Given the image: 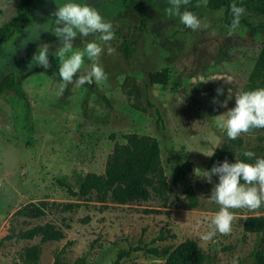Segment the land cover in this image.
Returning a JSON list of instances; mask_svg holds the SVG:
<instances>
[{"label": "rangeland", "instance_id": "obj_1", "mask_svg": "<svg viewBox=\"0 0 264 264\" xmlns=\"http://www.w3.org/2000/svg\"><path fill=\"white\" fill-rule=\"evenodd\" d=\"M87 2L99 7L112 23L111 41H100L98 33L87 38L78 34L72 40L73 48L61 57L63 37L42 31L21 46L29 35L23 28L0 45V59L8 58L0 65V84L11 77L21 85L34 128L33 134L26 131L23 103L15 93L0 92V264H30L24 250L34 245L40 249L35 264H54L58 254L62 264H81L77 262L80 258L83 264H109L119 250L129 246L173 249L186 239L197 241L206 255L203 264H232L234 257L238 264H256V252L264 251V232H245L243 222L246 217H264V204L231 209V232L202 240L201 235L212 230L211 218L219 210L208 198L219 181L213 175V183H208L196 175V169H210L225 159L253 162L254 158L242 155L245 150L264 157L263 128L230 140L216 123L218 115L234 106L235 93L247 84L264 43V16L246 10L240 19L249 26L239 24L233 30L224 25L222 10L209 11L204 2L189 0L183 8L194 12L203 25L194 32L178 16L167 14V0ZM56 7L54 0H33L32 23L53 27L51 13ZM87 40H96L104 48L99 61L106 73L104 80L91 85L72 81L65 87L62 80L47 75L42 65L27 68L44 44L49 48V65L59 66ZM124 41L131 45L129 59L123 52ZM14 42V54L2 48ZM90 66L85 57L77 74H85ZM163 69L166 82L150 84L149 75ZM217 88H223V93L218 94ZM131 134L159 143L168 187L165 200L151 192L146 201L100 204L93 196L67 193L61 183L77 192L86 174L104 172L114 147L125 144ZM222 146L227 148V157L212 159ZM184 162L192 164L185 176L198 198L194 209L188 208L183 188L172 181L175 166ZM40 202L48 204L43 217L32 220L14 215L24 205ZM45 223L61 229L64 238L46 243L39 238L4 239ZM160 232L175 238L156 240ZM164 263V257L137 251L120 264Z\"/></svg>", "mask_w": 264, "mask_h": 264}, {"label": "trees", "instance_id": "obj_2", "mask_svg": "<svg viewBox=\"0 0 264 264\" xmlns=\"http://www.w3.org/2000/svg\"><path fill=\"white\" fill-rule=\"evenodd\" d=\"M204 2L209 11H223V23L226 27H231L233 15L230 6L236 3L251 11L256 15L264 16V0H200ZM33 0H19L16 6L15 15L10 22L0 26V45L8 42L16 33L21 31L29 23L35 21V15L31 10ZM249 26L248 23L240 19V23ZM252 31H255L253 29ZM123 52L126 59L130 58L131 45L129 42L122 43ZM59 66L49 65L44 71L54 79L61 80L58 72ZM79 75L73 77V81L79 80ZM167 72L165 69L154 72L149 75L150 84H164L166 82ZM258 87H264V43L250 73L247 84L243 90H251ZM12 90L23 103V121L27 132L33 134L34 128L31 123V109L28 99L21 85L11 77H8L0 84V92ZM103 98V97H102ZM105 99V98H103ZM157 119L160 121V113L156 110ZM264 130V128H263ZM226 146L217 149L212 159H223L227 157ZM192 164L184 162L176 165L172 181L183 188L185 199L188 202V208L194 209L198 206V198L188 182L185 174L190 172ZM243 183V181H241ZM66 188L70 196L90 197L95 201L104 204L107 201L118 205H127L133 202L146 201L151 192L165 200L168 192L167 181L164 170L161 165V150L159 143L151 138L131 134L126 137L123 145H116L112 154L107 160L104 172L102 174L88 173L85 175L79 190L73 191L69 186L61 183ZM48 204L40 202L39 204L28 203L19 208L14 215L27 219H39L45 215ZM71 208V206H67ZM243 230L249 233L264 232V217H246L243 222ZM168 233V232H167ZM16 237L21 240H33L39 238L40 243L51 241H60L64 238L61 229L51 223L36 225L16 235H7L4 239ZM167 237L175 238L174 234H164L160 232L156 240L162 241ZM142 251L156 257H164V264H203L206 255L199 247L197 241L186 239L179 243L175 248L169 247L159 249L148 247L146 245L129 246L127 250H119L115 259L109 264H120L122 260L128 258L132 253ZM40 249L38 245L28 247L24 250V259L35 264L38 261ZM83 264V258L77 260ZM255 263L264 264V251H258L255 254ZM54 264H62L59 254L55 256Z\"/></svg>", "mask_w": 264, "mask_h": 264}, {"label": "clouds", "instance_id": "obj_3", "mask_svg": "<svg viewBox=\"0 0 264 264\" xmlns=\"http://www.w3.org/2000/svg\"><path fill=\"white\" fill-rule=\"evenodd\" d=\"M54 2L57 7L51 13L55 17L53 27L37 23L27 25L24 31L29 35L21 40V46L26 45L29 40L37 39L42 31H51L54 36L63 37L62 46L59 48V55L63 57L65 52L73 48L72 40L78 34L81 38H87L98 33L99 40L103 42L114 38L112 23L104 17L99 7L91 6L87 0H54ZM15 3L16 0H0V26L13 19ZM187 3L189 0H167V14L178 16L181 24L195 32L202 28V21L194 12L183 8ZM230 10L233 15L231 28L234 30L239 25L240 18L245 14L246 9L233 3ZM16 47L14 42L2 48L6 49L9 54H14ZM103 51L104 48L96 40H87L81 50L62 59L58 72L64 86L72 82L78 70H81L85 57L91 61V66L85 74L80 75L78 83L91 85L106 79L104 68L99 62ZM108 52L111 53L112 49L108 48ZM48 56V44L38 47L27 68L30 70L33 65H42L47 70L49 68ZM7 59H0V65L6 63ZM11 71L19 75L14 68ZM60 91L63 92V88ZM223 91V88L216 89L218 94ZM216 123L230 140L237 139L250 129L264 128V87L237 91L234 95V106L218 115ZM242 155L250 159L254 158L253 162L249 163L236 158L234 163H229L225 159L223 163L214 164L210 169H196V175L203 177L208 183H213V175H217L219 181L213 185L208 197L219 205V210L211 218L212 230L201 235L204 241L212 239L217 233L231 232L234 219L231 209H255L264 204V157L256 156L251 150L243 151ZM232 264H238V259L234 257Z\"/></svg>", "mask_w": 264, "mask_h": 264}]
</instances>
